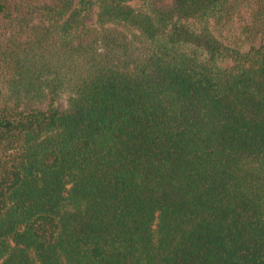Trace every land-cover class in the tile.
Masks as SVG:
<instances>
[{"label": "trees", "instance_id": "trees-1", "mask_svg": "<svg viewBox=\"0 0 264 264\" xmlns=\"http://www.w3.org/2000/svg\"><path fill=\"white\" fill-rule=\"evenodd\" d=\"M169 1L0 0V264H264V43Z\"/></svg>", "mask_w": 264, "mask_h": 264}, {"label": "rangeland", "instance_id": "rangeland-1", "mask_svg": "<svg viewBox=\"0 0 264 264\" xmlns=\"http://www.w3.org/2000/svg\"><path fill=\"white\" fill-rule=\"evenodd\" d=\"M165 3H171L165 0ZM98 6L93 9V16L88 21L89 25H94ZM215 35L225 44L232 48H237L242 52H247L253 46L259 47L264 43V0H241L240 9L235 14L232 29L221 28L214 30ZM62 109L67 106V95H63L60 100ZM43 108L42 106H34Z\"/></svg>", "mask_w": 264, "mask_h": 264}]
</instances>
